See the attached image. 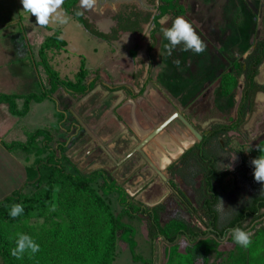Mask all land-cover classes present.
Here are the masks:
<instances>
[{
	"label": "rangeland",
	"instance_id": "374dc122",
	"mask_svg": "<svg viewBox=\"0 0 264 264\" xmlns=\"http://www.w3.org/2000/svg\"><path fill=\"white\" fill-rule=\"evenodd\" d=\"M103 1L106 6L102 3L96 10L79 6L90 29L62 8L67 22L52 20L48 24L52 28L37 25L32 15L24 13L18 24L8 29L15 34L12 42L0 44V88L46 95L40 102L30 100L25 118H15L12 123L19 130L15 138L22 143L37 128L51 134L48 141L43 136L33 139L29 146L30 164H35L37 156L42 159L37 167L44 179L48 175V157L67 173L85 177L99 173L88 186L114 216L122 206L117 192H103L105 183L122 187L124 198L134 207L164 204L160 223L165 233H176L177 237L173 243L155 238L153 257L145 238L147 216L122 213L120 218L135 228L136 251L149 256L151 263L264 264V215L242 221L240 228L251 233L247 248L233 241L230 230L236 227L228 225L254 195L264 193V184L254 180L250 163L264 152V61L255 76L263 90L255 96L254 112L246 115L242 125L211 139L207 146L216 167L229 172L215 184L219 191L215 206L217 228L219 233L223 230L222 235L191 237L178 233L179 229L191 232L193 227L207 230L169 188V183L174 182L199 207L200 166L194 160L181 163L180 159L200 139L174 116L141 145L151 131L175 113L182 114L202 135L213 125L229 124L235 119L243 86L244 58L264 37V0ZM162 6L167 10L160 14ZM178 16L185 18L204 42L202 53L183 51L181 44L171 55L167 54L164 45L168 41L163 38V30ZM54 32L66 44L45 52L58 77L51 90L40 46ZM3 51L8 59L2 58ZM77 73L82 74V83L92 84L85 94L71 93L60 84L78 83ZM119 85H127L132 91L118 88ZM21 99L16 108L23 107ZM185 141L191 143L188 148H184ZM164 157L171 164L162 167ZM57 185L53 184L54 201ZM30 189L28 194L35 191L34 186ZM4 206L8 209L10 202ZM260 212L264 213V208ZM29 221L40 223L42 218ZM118 232L116 239H120ZM117 245V264H132L128 244L120 239ZM0 263L7 264L2 256Z\"/></svg>",
	"mask_w": 264,
	"mask_h": 264
},
{
	"label": "trees",
	"instance_id": "16d2710c",
	"mask_svg": "<svg viewBox=\"0 0 264 264\" xmlns=\"http://www.w3.org/2000/svg\"><path fill=\"white\" fill-rule=\"evenodd\" d=\"M86 29L91 25L86 17L78 14L80 11L78 0H64L62 5ZM160 14L165 13L167 7H160ZM156 24L157 17L155 18ZM66 44L57 32L52 33L44 39L40 46V54L44 68L48 74L50 89H55L58 77L56 72L49 66L45 52L48 49H60ZM264 61V37L257 40L252 50L244 58L243 86L240 99L236 109L235 119L229 124H216L211 127L206 135L184 152L180 162L194 160L200 166L199 191L202 199L199 207H196L177 187L174 182L169 183V188L175 196L185 206V208L196 217V219L206 227L202 230L199 227L189 229H179L180 234H190L194 236H205L207 233L222 235L223 230L218 232V213L216 204L219 200V191L216 183L219 182L228 171H221L216 167L214 156L208 151L207 146L211 139H215L226 132L239 127L245 122L246 115H250L255 110V96L257 92L263 90V86L255 80L259 65ZM78 83L60 81L69 92L85 94L92 87L91 83H82V74L77 73ZM118 88L132 91L127 85H119ZM46 95L39 96L30 94H9L0 92V101L8 105V110L12 115H24L28 110L30 100L40 102ZM23 98V107L16 108L15 99ZM43 136L45 141L51 139L48 130L37 128L27 138L25 143L13 141L6 145L8 148L19 147L29 150L33 139ZM48 165L47 179L41 177L37 167L42 159L37 156L35 164L28 167L30 171L29 179L32 181L35 191L32 194H23L15 191L10 196L0 200V254L7 264H110L113 258L115 244V233L121 240L128 243L131 256L134 260L140 259L135 254L136 241L133 238L135 228L120 220L122 213H127L133 217L136 214L147 216V236L155 239L163 236L168 243L176 240L177 234H167L160 223L159 215L165 210L164 204H156L152 207L138 205L134 207L130 201L124 198V189L115 184L105 183L103 192L109 194L118 193V202L122 210L116 216L112 214L104 200L88 186V182L94 181L99 173L89 177L83 175L64 172L50 158L45 159ZM58 183L56 190V206H54L53 187ZM43 184V185H42ZM10 202V207L6 209L5 203ZM13 204L24 206L21 215L13 219L9 211ZM264 208V193L253 196L250 204L243 207L229 221V228L241 227L245 218L257 219L264 213L260 209ZM40 219V223H31L30 219ZM24 233L31 236L39 245L40 251L35 254L26 253L21 259H17L10 254V250L15 247L17 234ZM211 242V239H205ZM175 246V245H174ZM174 249V248H173Z\"/></svg>",
	"mask_w": 264,
	"mask_h": 264
},
{
	"label": "crops",
	"instance_id": "0c3cea01",
	"mask_svg": "<svg viewBox=\"0 0 264 264\" xmlns=\"http://www.w3.org/2000/svg\"><path fill=\"white\" fill-rule=\"evenodd\" d=\"M101 4L103 7L106 6V2L104 1L102 2V0H96V3L93 7L94 10L99 9L98 6ZM78 5L81 6L80 0H78ZM24 13L27 15L28 12H25L23 10L20 0H0V44H7L8 41L12 40L13 35L15 34H13L8 29L18 24V18H21L22 14ZM28 14L31 15L30 13ZM33 19L34 21H36L35 16H33ZM27 26L28 23L25 27ZM49 27L52 28V26ZM6 55H7L6 52L3 51L2 58L8 59L9 57L8 55L7 56ZM10 70L12 72L10 73L14 76L15 73L13 72L12 69ZM0 92L9 93V94H20L19 91L10 90V89L6 91V89L4 88H0ZM18 101H22V99L21 98L16 99V104H18ZM17 109H21L20 106L17 107ZM25 115L26 113L22 116H24L25 118ZM22 116L12 115L8 110L7 103L4 101H0V200L4 199L7 196H10L15 191H19L20 193L23 194H28L31 191L30 188L33 186L32 181L28 177L29 174H31V172L27 171L28 167L33 166L32 163L30 164L31 161L29 157L31 156L30 149L24 150L19 147L8 148L6 146L13 141L21 142L20 140H16L15 138L16 133L19 131L17 130V124L13 126L12 123L16 122L15 118H19ZM34 219L35 218H33V220ZM158 237L164 238L163 236H158ZM145 238H147V242H149L150 244L149 251L153 257L155 253L154 239H149L148 236H146ZM119 240L120 239L115 240L113 258L110 264H117L116 255H117V246H118L117 244ZM136 248H137V244L135 245V254L139 256L140 259L134 260L130 253V259L132 264H155L149 261L150 259L149 256L138 253L136 251ZM0 258H1V254H0Z\"/></svg>",
	"mask_w": 264,
	"mask_h": 264
},
{
	"label": "clouds",
	"instance_id": "9594fccd",
	"mask_svg": "<svg viewBox=\"0 0 264 264\" xmlns=\"http://www.w3.org/2000/svg\"><path fill=\"white\" fill-rule=\"evenodd\" d=\"M22 8L25 12L30 13L36 18V24L41 27H46L50 21L54 20L59 23H66V13L61 11L64 0H20ZM81 6L86 9L93 8L96 0H80ZM80 14V13H78ZM163 38L168 41L164 48L168 55H171L173 50L183 44V51H192L200 54L205 50V44L197 35L192 25L183 17H176L171 26L163 30ZM179 65L180 61H175ZM189 146V142H184V148ZM262 152V150H260ZM175 158V157H173ZM233 159H235L233 157ZM253 166V178L256 182L264 184V152L258 157L251 160ZM171 164V160L164 157L162 167ZM221 206L223 202L220 200ZM24 206L22 204H13L9 211L10 217L15 219L22 214ZM233 241L247 248L251 244V233L236 227L230 230ZM40 251V245L29 235L24 233L17 234L15 247L10 250V254L17 259H21L26 253L35 254Z\"/></svg>",
	"mask_w": 264,
	"mask_h": 264
},
{
	"label": "water",
	"instance_id": "95a60500",
	"mask_svg": "<svg viewBox=\"0 0 264 264\" xmlns=\"http://www.w3.org/2000/svg\"><path fill=\"white\" fill-rule=\"evenodd\" d=\"M174 116H177L181 119V121L192 131V133L195 135V137L197 139H201L202 138V134L198 131H196V129L183 117L182 114L180 113H175L174 115L170 116L169 118H167L164 122H162L156 129H154L153 131H151V133H149L141 142V145L143 143L148 142V140L150 138H152L158 131H160V129H162L171 119H173ZM191 145V143L189 142V146ZM188 148V147H187ZM180 153H177V155H179ZM164 177V176H163Z\"/></svg>",
	"mask_w": 264,
	"mask_h": 264
},
{
	"label": "flooded vegetation",
	"instance_id": "af4514ba",
	"mask_svg": "<svg viewBox=\"0 0 264 264\" xmlns=\"http://www.w3.org/2000/svg\"><path fill=\"white\" fill-rule=\"evenodd\" d=\"M206 134H207V133H206ZM206 134H205V135H206ZM203 136H204V135H202V138H203ZM202 138H201V139H202ZM201 139H200V140H201ZM193 145H194V144H193ZM193 145H191V146H193ZM191 146H190V147H191ZM188 149H189V148H188Z\"/></svg>",
	"mask_w": 264,
	"mask_h": 264
}]
</instances>
